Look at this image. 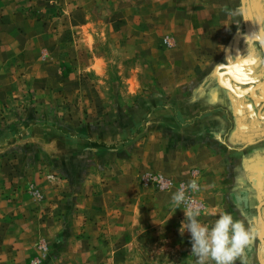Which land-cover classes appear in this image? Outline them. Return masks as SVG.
Here are the masks:
<instances>
[{
    "label": "crops",
    "instance_id": "1",
    "mask_svg": "<svg viewBox=\"0 0 264 264\" xmlns=\"http://www.w3.org/2000/svg\"><path fill=\"white\" fill-rule=\"evenodd\" d=\"M50 1L0 0V112L15 109L34 93L39 111L53 106L79 128L67 131L44 114L40 123L11 132L15 118L0 113V134L8 132L0 136V264H27L42 239L52 242L82 231L86 238L95 228L93 213L110 205L124 211L131 196L137 200L135 207L145 211L149 205L155 218L168 210V221L154 223L155 234L169 226L170 237L191 252L190 233L180 234L185 212L175 209L171 196L192 179L200 185L198 192L189 190L202 209L200 220L211 224L225 211L243 220L254 234L244 254L247 264H264V0H169L165 10L123 8L122 32L131 37L120 43L126 55L122 58L144 55L153 84L141 82L146 69L132 68L124 77V89L137 95V101L118 108L119 123L104 132L90 126L105 113L96 100L99 87L106 86L108 59L93 51V43L77 42L75 49L84 57L77 52L78 68L66 75L59 67L66 43L52 40L48 25L23 9L33 6L37 14H47L50 5L44 4ZM128 18L139 19L132 32ZM163 33L172 46L162 45ZM84 71L97 81L82 79ZM84 105H92L94 116H81ZM119 143L135 144L131 149L125 145L121 153ZM18 144L32 146L37 156L14 151ZM83 151L81 162L96 163L112 154L111 165L104 182L92 163L84 165L88 171L73 188L56 167L65 169ZM70 172L66 174L73 178L79 175ZM145 172L167 179L169 189L142 186L139 178ZM50 173L57 174L58 182L48 178ZM31 182L37 185L33 190L41 194L39 200L26 186ZM76 252L50 247L42 264H72L65 257Z\"/></svg>",
    "mask_w": 264,
    "mask_h": 264
},
{
    "label": "rangeland",
    "instance_id": "2",
    "mask_svg": "<svg viewBox=\"0 0 264 264\" xmlns=\"http://www.w3.org/2000/svg\"><path fill=\"white\" fill-rule=\"evenodd\" d=\"M110 1L112 0H81V3L74 6L75 0H51L49 3L44 4L45 6L50 5L48 9L49 13L47 14H45L46 12L37 14L33 6L23 8L29 15L38 16V19L43 20L48 25V29L51 30L50 35L52 40L64 41L66 43V48L64 49L66 57L64 60H61L59 66L62 71L66 72V75H69V73L78 68L75 65L78 59L77 52H80L79 49H75L77 42H81L82 45L93 43L96 46L93 51L98 50L101 55L108 59L105 70V74L107 75V79L105 80L106 86L99 87L101 89V96L97 98L98 100L95 99L101 106L100 111L105 113L101 120L90 126L92 131L95 128L104 132L113 122H117L118 124L120 119L118 108L121 109L123 106L127 108L135 105L138 96L130 95L124 89V77L129 75L132 68L143 67L146 69V71L140 73L141 82L144 86H151L153 84L152 77L147 71V66H145L146 60L144 55L136 53L131 55V57L122 58L126 55H123L120 43L129 40L131 37L122 32L126 30L124 29L126 20L121 15L122 9L124 8L127 11L141 10L142 7L152 6L165 10L170 7V4H167L169 0L155 3H151L148 0H114L113 3H110ZM173 5H176L175 2L171 3L172 7H174ZM128 20L130 21V30L132 32L137 27L139 19L128 18ZM79 26L82 27L81 34L79 33V30H81ZM164 34L160 38L162 45H165L164 39L169 37V35ZM80 56L84 57V52L81 51ZM55 67L57 68L58 65L56 64ZM82 79L97 81L95 75L90 71H84ZM75 98L80 102H84L81 97L77 96ZM38 102L39 100L35 94L29 93V97L26 96L21 103H18L15 109H1L0 113H11L13 119L15 118V121L11 125V132L31 125L32 122L40 123L44 114L53 119V124L70 132L77 131L79 126L73 125L70 120H66L65 116L57 112V109L53 106L48 107L45 113L42 112V109L39 111L37 109ZM91 108L92 105H84L80 113L81 116L87 117V115L90 116L91 114L94 116ZM129 131L131 134L135 133L134 129ZM0 136L5 138L8 136V132L4 131ZM135 141H137V138L133 142ZM134 144L125 143L123 145L119 143L118 147L121 149L120 152L123 153V148H126L125 145L131 149L129 145L133 146ZM16 148L14 151L28 155L30 158L37 156V151L32 146L29 147L28 144H18ZM83 152L71 157L73 160H69L65 169L63 167H56L58 175H64L73 188L78 186V183L84 179L83 176L88 171V168L84 171V165L92 163V167H95L97 170L99 169L103 174V182L106 179V171L111 165L109 156H113L112 154L107 155L108 157H105V155L103 160L99 159L96 163L93 159L88 162H81L83 155H86V151ZM101 153L104 154V152ZM69 170L72 173L75 171V174L78 172V177L75 176L73 178L69 174L70 177H68L66 172L68 173ZM47 175L50 180L58 182L56 173ZM160 177L158 173L145 172L140 174L139 181L147 189H149V186H154L156 190H168V180H160ZM34 185L33 182L26 184L28 190L33 192V196L36 195L35 200H39L41 194L37 190H33ZM133 197L131 196L130 201L127 202L126 210L124 211L119 207L112 208L110 205L100 208L97 214L93 213L95 216V228L87 233L86 238L83 235L85 231H82L83 234L80 232L74 237L65 234V237H60L58 240L52 242H48L45 239L39 240L37 242V254L32 256L27 264H42L47 258L50 247L59 250L75 249L77 251L75 257H65V259H70L72 264L74 262L76 264H195L196 258L191 255V252L187 249V245H181L182 243L170 237L169 226L163 225L161 234H155L154 223H161L159 219L168 221V210L159 214L158 218H155V211L153 209L150 210L151 207L149 205L146 207L148 211L135 207L138 203H136L137 200ZM146 197L149 199L147 193ZM69 201L75 202V199L70 197ZM182 207L184 206L182 205ZM120 215L121 217H119ZM145 220L147 221L143 225ZM168 223L165 222L166 225H169ZM69 227L70 225H67V228ZM160 236L166 237L167 240H159ZM155 250L161 251V255H155ZM142 252L147 255H144Z\"/></svg>",
    "mask_w": 264,
    "mask_h": 264
},
{
    "label": "clouds",
    "instance_id": "3",
    "mask_svg": "<svg viewBox=\"0 0 264 264\" xmlns=\"http://www.w3.org/2000/svg\"><path fill=\"white\" fill-rule=\"evenodd\" d=\"M200 191L197 179H192L187 186L181 185L171 196V203L185 212V221L181 222L180 234L187 230L191 236V255L195 264H237L243 260L247 264L245 254L254 234L241 219H236L230 212L218 214L211 224L200 220L202 209L194 206L188 191ZM184 207H181V206Z\"/></svg>",
    "mask_w": 264,
    "mask_h": 264
},
{
    "label": "built area",
    "instance_id": "4",
    "mask_svg": "<svg viewBox=\"0 0 264 264\" xmlns=\"http://www.w3.org/2000/svg\"><path fill=\"white\" fill-rule=\"evenodd\" d=\"M164 43L166 44V46H168V47H170V46H172L173 45V42H172V40H171V38H169V37H166L165 39H164ZM155 178H157V177H155ZM159 179V178H158ZM161 180V179H160ZM181 185H184V184H181ZM180 185V186H181ZM179 186V187H180ZM185 186V185H184ZM190 197H191V200H192V202H193V204H194V206H199L193 199H192V196H191V194H190V192L188 191V193H187Z\"/></svg>",
    "mask_w": 264,
    "mask_h": 264
}]
</instances>
